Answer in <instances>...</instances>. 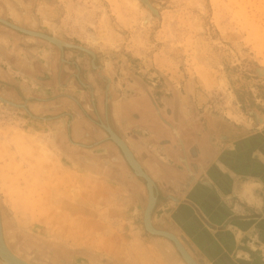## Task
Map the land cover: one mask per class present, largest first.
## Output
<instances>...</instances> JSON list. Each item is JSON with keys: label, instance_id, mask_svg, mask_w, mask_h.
Returning <instances> with one entry per match:
<instances>
[{"label": "rangeland", "instance_id": "374dc122", "mask_svg": "<svg viewBox=\"0 0 264 264\" xmlns=\"http://www.w3.org/2000/svg\"><path fill=\"white\" fill-rule=\"evenodd\" d=\"M0 18L92 50L103 69L81 50L62 54L0 23L8 75L0 97L25 100L15 103L23 108L0 101L2 217L47 263L184 264L144 229L146 187L128 165L120 173L101 122L113 127V94L142 89L155 107L167 97L171 108L217 115L259 141L264 0H0ZM160 198L152 222L166 230Z\"/></svg>", "mask_w": 264, "mask_h": 264}, {"label": "crops", "instance_id": "0c3cea01", "mask_svg": "<svg viewBox=\"0 0 264 264\" xmlns=\"http://www.w3.org/2000/svg\"><path fill=\"white\" fill-rule=\"evenodd\" d=\"M132 92L113 94L111 122L158 186L162 228L199 264H264V133L257 143L248 128L217 115H187L167 97L161 119L154 97ZM113 159L126 175L122 158Z\"/></svg>", "mask_w": 264, "mask_h": 264}, {"label": "water", "instance_id": "95a60500", "mask_svg": "<svg viewBox=\"0 0 264 264\" xmlns=\"http://www.w3.org/2000/svg\"><path fill=\"white\" fill-rule=\"evenodd\" d=\"M0 23L2 25H5L8 28L13 29L15 31H18L22 34H26V35H29L32 37H37L39 39H42V40L46 41L47 43L56 46L61 53H62L64 47H71V48H76L78 50H81V51L89 54L92 57L91 66L93 69L103 70L101 67H98L95 65V63H94L95 54L92 50H89V49L82 47V46H75V45H72L70 43H66L64 41H63L64 42L63 45H60L57 42L50 40L51 38H53L51 35H47L44 33H40V32H36V31H32V30H28V29L19 27L17 25H14V24L8 22L5 19H2V18H0ZM110 80H111L110 77L106 75V82H107L106 92L109 91ZM106 94H107V97L105 100V108H106L105 110L107 113L108 100L110 99V97L108 96V93H106ZM0 101L6 103L8 105L14 106V107H22V108L24 107V105L20 106V105L13 103V102L4 100L2 97H0ZM101 127L107 135V138H106L107 141H109L112 144H114V143L116 144V145L114 144V146L117 149V151H118L120 157L122 158V160L124 161V163L126 165H128V167L133 172L134 176L136 178H138L143 183L144 187H146L148 190V195L150 198H149V202L147 203V205H145L146 208H144V210H143L144 213L146 214V217L148 218V224L142 218L143 226H144V229L146 230V232L151 236L166 239L169 243L172 244L173 248L178 253L181 260L186 259L189 264H199L194 257H193L194 260L191 261V259L188 257V254L186 252L187 249L184 247V245L182 244V242L179 240V238L176 235H174L175 236L174 237L172 234H170L169 231L158 229L153 225L152 215H153V212L155 210V207H156V205L158 203V199H159V194H158L159 190H158L157 184L152 179V177L143 169L142 165L140 163L138 164V160L133 155V152L131 151V149L129 148L127 143L113 129V127L108 123L107 120L105 123L101 122ZM151 200H154V203L152 206L150 205L151 206L150 207L149 204H150ZM1 257L4 259V261H1ZM0 264H25V263L20 258H18L17 256L10 254L8 251H5V252H0Z\"/></svg>", "mask_w": 264, "mask_h": 264}, {"label": "flooded vegetation", "instance_id": "af4514ba", "mask_svg": "<svg viewBox=\"0 0 264 264\" xmlns=\"http://www.w3.org/2000/svg\"><path fill=\"white\" fill-rule=\"evenodd\" d=\"M66 64V63H65ZM68 64V63H67ZM11 100L14 103H24L23 101H25L24 99L20 100L17 99L14 100L13 98H11ZM9 101V100H7ZM97 101L99 102V99L97 98ZM11 102V101H10ZM154 106V105H153ZM155 112L157 114L158 117H160L161 119L163 118V115H161V112L159 110L160 107H155ZM104 110V105H102L101 110ZM165 123V122H164ZM167 124V123H166ZM170 128H173V126L171 124H167ZM177 143H181L179 139H177ZM113 147V146H112ZM0 220H1V229H2V235H3V239L8 247V249L14 253L17 257L21 258L22 260H25L31 264H53L51 262L47 263L45 261H42L38 258V254L37 252L27 244L25 238L23 237V235H20L17 232V229L15 228V226L10 222H8L7 220H5L0 212ZM9 224H8V223Z\"/></svg>", "mask_w": 264, "mask_h": 264}, {"label": "bare ground", "instance_id": "6f19581e", "mask_svg": "<svg viewBox=\"0 0 264 264\" xmlns=\"http://www.w3.org/2000/svg\"><path fill=\"white\" fill-rule=\"evenodd\" d=\"M53 38H51L50 40H52V41H55V42H57L58 44H60V45H63V41H61L60 39H58V38H56V37H54V36H52ZM138 164H139V162H138ZM146 190H147V188H146ZM149 195H148V190H147V203L149 202ZM147 203H146V205H147ZM153 203H154V200H151V202H150V204H149V206L151 205H153ZM150 206V207H151ZM146 208V207H145ZM143 219L145 220V222H147V224H148V218L146 217V214L144 213V215H143ZM170 234H172V233H170ZM173 235V234H172ZM174 236V235H173ZM175 237V236H174ZM5 251H8L10 254H13L14 256H16L14 253H12L9 249H8V247H7V245H6V243H5V241H4V239H3V235H2V229H1V221H0V252H5ZM187 252V251H186ZM187 254H188V257L191 259V261H193L194 259L190 256V254L187 252ZM19 258V257H18ZM21 259V258H20ZM183 259V258H182ZM22 260V259H21ZM1 261H4V259L1 257ZM25 264H30V263H28V262H26L25 260H22ZM183 261L186 263V264H189L188 262H187V260L186 259H183ZM6 262V261H5Z\"/></svg>", "mask_w": 264, "mask_h": 264}]
</instances>
